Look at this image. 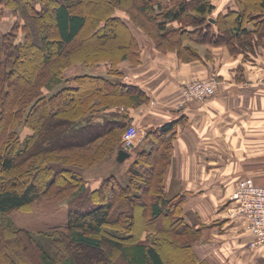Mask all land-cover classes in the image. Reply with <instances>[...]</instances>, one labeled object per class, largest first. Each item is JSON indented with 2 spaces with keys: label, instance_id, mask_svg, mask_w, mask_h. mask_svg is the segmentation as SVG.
I'll return each mask as SVG.
<instances>
[{
  "label": "trees",
  "instance_id": "1",
  "mask_svg": "<svg viewBox=\"0 0 264 264\" xmlns=\"http://www.w3.org/2000/svg\"><path fill=\"white\" fill-rule=\"evenodd\" d=\"M12 1V8L24 16L28 15L26 9H29L33 15L32 22L36 23L34 29L37 33L32 35L30 40L16 42L10 38V33L7 34V40H4L5 35L0 36V41L2 40L0 45V219H2L0 235L4 237L3 233L15 234L16 242L19 241L16 236H22L25 244H31L35 250L39 249L36 254L41 264H82L76 261L73 255H65L58 250L54 256L50 255L47 249L37 244L28 230L16 227L8 215L13 210L33 203L52 189L58 192L75 187L73 200L76 204L67 211L65 226L67 231L60 234L62 242L66 241L68 245L84 246L99 252L100 246L105 241L112 249L119 252L120 258L126 264H166L168 257L160 244L162 241L166 242L167 238L158 232L177 234L176 230L181 229L189 235L198 237L199 229L191 226L183 216V196L168 197L165 193L163 162L169 155L166 154L168 151L165 152L166 148L168 149L166 141L161 136L159 141L153 142L149 148L137 150L127 168L129 179L124 185L114 178L112 181L103 179L98 186L90 189L85 185L80 174L66 166L55 165L58 161L56 159L49 160L47 156L46 158L43 156L52 149L91 147L94 142L107 134L113 135L114 132L133 124L127 111L123 109L119 111L112 109V115L109 116L111 111L107 107L110 105L101 103L96 92L129 95L130 101L127 107L149 101V96L139 86L126 83L122 71L114 67L110 76L90 72L75 74L67 78V84L49 95L42 93V88L33 82V89H26L23 94L25 97L14 95L11 99H7L10 93V74L14 71V67L19 66L18 55L20 59L23 56L30 60L32 53L36 57H41L43 62L51 60L54 56H61L64 46L74 41L86 23L84 12L78 8L82 5L81 0ZM116 1L119 3L120 0ZM167 1L165 5L160 0H141L136 7L153 24L157 34L156 40H160L155 41V44L165 51H176L180 61L203 60L208 53L206 50L205 55H202L196 47L186 42L188 40L205 44L225 43L229 45V49L232 48L231 52H235L241 50L240 43L249 48L254 41V35L257 34L258 37L264 34V0H235L236 7L225 13L214 12V4L211 0ZM46 12L48 15L45 16ZM250 12L253 13L249 14ZM110 19L112 24H119L121 27H109V23L104 21L97 25L93 37L102 39L109 32L117 36L123 31L119 28L124 27L131 47L126 41L123 44L134 53V56L138 54L132 49L133 37L126 23L116 14H112ZM174 22L177 25H173ZM48 27H53L58 34L55 44L47 37ZM224 32H229L231 38L239 39V42L234 45L225 38ZM16 52L17 55L13 56ZM128 57L130 58L126 55L125 59ZM10 59L12 60L9 62ZM63 67L62 65L54 67L42 87L52 89L59 84L63 79L60 75ZM65 95L74 98L73 106L69 105L68 100L60 102ZM91 95L93 96L90 100L87 97ZM89 105L91 107L88 112L79 114L78 117H73V113L71 115L65 113L71 107L75 110L80 107L87 110ZM59 113L61 114L58 115ZM43 116H50L52 119L45 122ZM23 122L31 132L21 140L16 128ZM172 125V122L163 124L160 126V133L170 130ZM143 169L155 175L149 174L148 176L151 177L143 183L148 193L138 214L140 222L134 229L132 221L128 220L129 222L124 223L120 221L123 217L122 211L127 212L125 208L122 211L119 209L113 216L112 213L118 197L120 203L123 197L127 198L129 203L137 199L138 193L135 190L138 189L139 182L134 183V178L137 180ZM107 183L115 192L114 195H110L111 197L109 191L105 190ZM163 214L168 219H162ZM145 215L147 219H144ZM151 222H155L156 234L148 230V234L153 235L145 236L142 231L146 228H142L139 232L140 226L150 227L153 224ZM111 226L114 229H106ZM106 233L112 237L107 236ZM63 246L68 249L65 242ZM192 246V241L181 244L180 247L186 248L189 256L181 261L179 258H172V264H206L198 258ZM5 249V253H0V264H16V259L21 261L13 247L7 246Z\"/></svg>",
  "mask_w": 264,
  "mask_h": 264
},
{
  "label": "crops",
  "instance_id": "2",
  "mask_svg": "<svg viewBox=\"0 0 264 264\" xmlns=\"http://www.w3.org/2000/svg\"><path fill=\"white\" fill-rule=\"evenodd\" d=\"M211 1L217 13L236 7L235 0ZM253 37L248 49L230 52L222 43L203 60L183 62L174 53L158 54L163 68H151V62L140 79L123 77L150 99L147 114L129 109L131 123L141 120V132L127 157L136 145L149 148L160 136L166 141L171 162L163 168L165 193L183 196V216L199 229L193 250L206 264H264V245L250 244L244 216L232 213L230 198L245 177L264 183V34ZM210 74L219 78L215 93L180 105L182 85ZM167 122L171 129L160 133Z\"/></svg>",
  "mask_w": 264,
  "mask_h": 264
},
{
  "label": "rangeland",
  "instance_id": "3",
  "mask_svg": "<svg viewBox=\"0 0 264 264\" xmlns=\"http://www.w3.org/2000/svg\"><path fill=\"white\" fill-rule=\"evenodd\" d=\"M160 1H162V3H164L165 5L166 3H168L167 0ZM12 3V0H0V36L5 35L4 40H7V34L10 33V38L13 40V42L24 41L25 39L30 40L33 37L32 35L37 33L34 29V27H36V23L34 21L32 22L33 15L28 8L26 9V13H28V15H22L21 12L12 8ZM140 3L141 0H120L119 3H117L116 0H81L82 5L78 8L79 10L84 12V15L86 16V23L80 34L74 39L72 43H68L64 46L61 56H54L47 62H43L41 57H36V55L32 53L30 60H28L27 58L25 59V57L23 56L22 59H20V55H18L17 58H19V66L14 67V71H12V73L10 74V93H8V96L6 98L11 99L12 97H14V95L20 98L25 97V95L23 96V94L25 93L26 89H33V82L37 86H40L42 88V93L49 95L52 91H56L61 86L67 84V78H71L73 75L78 73L90 72L94 74L110 76V74L112 73V68L118 67L123 73L122 77H126L127 75V77H137L138 79H140L142 68H144V70H150L151 68H163V61H158V56L162 54L166 55L168 53H174L176 55V51H165L162 47L159 48L155 44V41L159 42L160 40H156L157 34L153 24H151L150 21L145 18L141 11H139V9L136 7V5ZM251 13L253 12H250L249 14ZM112 14H116L121 17L123 22H125L128 26V30L131 32L133 37L132 49L134 51H137L138 53L135 54V56L134 53H131V51H129L130 49H127L125 44H123V42L126 41V44H129V46L131 47L129 36L124 27L123 29L119 28L121 29L120 31H123L122 34H118L117 36H114L109 32L107 33V36L102 39L93 37L92 34L97 25H99V23H104V21L109 23V27H121L119 24H116L117 26L115 24H112V20L110 19ZM46 15H48L47 12L45 16ZM173 25L177 24L174 22ZM223 34L226 35L225 38L229 39L234 45L239 42V39H232L229 32H224ZM47 37L54 44L55 41H57L58 34L53 27H48ZM186 42L196 47L202 55H205L207 50L208 57H210V51L219 50L220 45L222 44L221 42L211 43L214 45L212 46L208 45L209 43H195L190 40ZM1 43L2 40L0 41V45ZM202 46L204 48L203 50L201 48ZM227 46L229 48V45ZM239 47H241L242 49H248V47H244V45H241V43ZM161 49H163L164 51ZM231 49H229L230 52ZM16 55L17 52L13 56ZM126 55L130 56V58L128 57L125 59ZM167 56L168 55H166V57ZM175 57L179 60L177 55ZM171 59L173 60V57H171ZM11 60L12 59H10L9 62ZM211 60L212 62L215 61V59ZM151 62L154 63V66L151 65ZM61 65L64 66L62 72L60 73V75L63 77L62 81L52 89H45L44 87H42V85L52 74L54 67ZM150 66L152 67L148 68ZM170 67L173 68L172 65ZM149 73L154 75V72L152 71H150ZM212 77L217 81L215 90L212 93L213 95L219 85V78L216 74H210L200 78L198 77L189 80L186 83L194 80H208ZM186 83H184V85ZM154 84L157 85V83L155 82ZM96 95L100 97L101 103L110 105L107 107L111 111L109 116L112 115V109H116L118 111L123 109V111H127V113L129 112V109H134L140 116H142L144 113L147 114V111L149 109L146 104L149 103L150 100L142 102L139 105L127 107V104L130 101L129 95H123L122 93L118 95H112V93L107 94L105 91L96 92ZM92 96L93 95L87 98L91 100ZM70 97L69 95L62 96L60 102L68 100L67 102L69 103V105L73 106V102L75 100L74 98ZM87 98L84 97V99ZM96 99L97 98L95 97L94 100L96 101ZM143 105H145V107H143ZM54 106L57 105L54 104ZM89 107L91 106L89 105L87 110L81 107L75 110L71 107L70 110L65 111V113L69 115L73 113V117H78L79 114H86L89 110ZM100 111L101 110H99V113ZM60 114L61 113H59L58 115ZM43 118V121L45 122H48L50 121V119H52L50 116H43ZM20 121L22 122L23 119H21ZM140 122L141 120L139 121V123L133 124L138 130V134L135 135L134 144L135 142H138L139 134L141 132ZM29 129V127H26L24 125V122L16 128V131H19L21 135V140L27 133L31 132V130ZM125 130L126 128L118 130L117 132H114L113 135L112 133L107 134L106 136L94 142V144L88 148L52 149L43 156L44 158H46L47 156V159L49 160L56 159L58 161L55 162V165L66 166L80 174L83 178V181L85 182V185L90 189L98 186V184L103 179L112 181V178H114L119 181V183L124 185V183H126L129 179L127 176V168L131 164L133 160L132 158L135 157L137 150L140 148V146L136 145V147L131 150L134 153L130 154L129 157L124 158V160L122 161H119L117 159L116 156L118 150L125 145ZM113 136H115L116 138H114ZM110 138L112 139L108 140ZM40 157L41 156H38V158ZM164 161L165 162H163V165L165 163H168L165 165V169H167L171 161ZM149 174L155 175L153 172H149L143 169L137 180L136 178H134V183H136V181L137 183L139 182L137 184L138 189H134L138 193L137 199L135 201L129 203L128 199L123 197V200L120 203L118 201V197V199H116L118 202L116 201V204H114L112 216L114 214H117L119 209L120 211H122V209L125 208L127 212L122 211L123 217L120 218V221L121 223L129 222L128 220L132 221L134 229L138 227L137 224L140 222V217L138 216V214L141 211L140 207L143 205V201H145L144 199L146 198V195L148 193V190L147 188L145 189L143 183H145L146 180L151 177L148 176ZM162 175L164 179L165 171L162 172ZM262 175L264 176V173H262ZM108 185L109 183L106 184L105 190H107V192L109 191V196L112 194L114 195L115 192ZM75 189V187L65 188L58 192H54L53 190L55 189H52L47 194L39 197L33 203L13 210L8 215L16 227L28 230L37 241V244L39 243L40 245H42L52 256H54L56 250H58L60 252H64L65 255H73L76 261L82 264H126L120 258L119 252L112 249L111 245L105 241H103L102 245L100 246L99 252L89 250L84 246H73L72 244L68 245L66 241H63L65 242V245L68 246V249H65L62 242L63 239H60V234L67 231L65 228L67 223V211L69 207L76 204V202H74L73 200ZM167 196L170 197L169 195ZM131 213L133 214V216H131ZM145 217L144 219H147V217ZM162 219L168 218L165 214H163ZM151 223L153 224L150 227H144V225L140 226L139 232L142 228H146L145 231H142L145 236L148 234V230L153 231L154 234H156L154 230L155 222ZM106 229L112 230L114 228L111 226ZM158 233L161 236L167 238L166 242L162 241V243L160 244L164 250V253L168 257L165 261L166 264H172V258H179L180 261L182 259H185V257L187 258L189 254L185 250L186 248L180 246L181 244H186L190 241H194L197 238L196 236L189 235L187 232L181 229L176 230L177 234H172L166 231ZM2 235H4V237L0 235V253H5V248L7 246H10V248L13 247L14 252H17L21 258V261L16 259V264H41V261L36 254V251H39V249L35 250L33 249L34 247L31 244H25L22 236L17 235L16 237H18L19 241L16 242L15 234L3 233ZM106 235L112 237L111 235H109V233H106ZM144 235L143 237H145ZM149 235L153 234L149 233L148 236Z\"/></svg>",
  "mask_w": 264,
  "mask_h": 264
},
{
  "label": "built area",
  "instance_id": "4",
  "mask_svg": "<svg viewBox=\"0 0 264 264\" xmlns=\"http://www.w3.org/2000/svg\"><path fill=\"white\" fill-rule=\"evenodd\" d=\"M217 81L215 78L208 80H194L186 83L181 89L179 104L192 99L203 100L212 95ZM138 134L137 128L131 124L124 133V146L134 145L135 135ZM235 201L232 213L244 216L247 229L252 238L251 245H264V183L257 184L250 177L243 178L230 195Z\"/></svg>",
  "mask_w": 264,
  "mask_h": 264
},
{
  "label": "water",
  "instance_id": "5",
  "mask_svg": "<svg viewBox=\"0 0 264 264\" xmlns=\"http://www.w3.org/2000/svg\"><path fill=\"white\" fill-rule=\"evenodd\" d=\"M128 146H126L125 148H121L118 150V153H117V159L119 161H122L124 160V158H126L128 155H129V151H128Z\"/></svg>",
  "mask_w": 264,
  "mask_h": 264
}]
</instances>
